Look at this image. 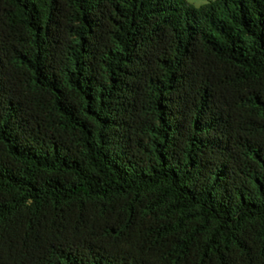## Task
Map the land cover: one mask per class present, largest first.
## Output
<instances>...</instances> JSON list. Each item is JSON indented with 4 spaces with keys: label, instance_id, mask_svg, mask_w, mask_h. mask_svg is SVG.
<instances>
[{
    "label": "trees",
    "instance_id": "16d2710c",
    "mask_svg": "<svg viewBox=\"0 0 264 264\" xmlns=\"http://www.w3.org/2000/svg\"><path fill=\"white\" fill-rule=\"evenodd\" d=\"M0 264H264V0H0Z\"/></svg>",
    "mask_w": 264,
    "mask_h": 264
},
{
    "label": "clouds",
    "instance_id": "9594fccd",
    "mask_svg": "<svg viewBox=\"0 0 264 264\" xmlns=\"http://www.w3.org/2000/svg\"><path fill=\"white\" fill-rule=\"evenodd\" d=\"M189 3L206 4L208 0H188Z\"/></svg>",
    "mask_w": 264,
    "mask_h": 264
},
{
    "label": "rangeland",
    "instance_id": "374dc122",
    "mask_svg": "<svg viewBox=\"0 0 264 264\" xmlns=\"http://www.w3.org/2000/svg\"><path fill=\"white\" fill-rule=\"evenodd\" d=\"M208 1H211V0H208ZM188 2V0H187ZM189 3V2H188ZM190 5H193V6H199V5H202V4H195V3H189Z\"/></svg>",
    "mask_w": 264,
    "mask_h": 264
}]
</instances>
